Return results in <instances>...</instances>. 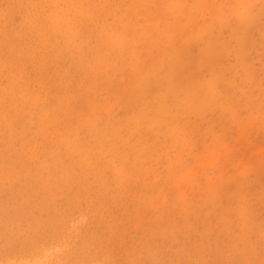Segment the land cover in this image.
I'll return each instance as SVG.
<instances>
[{
	"label": "rangeland",
	"instance_id": "374dc122",
	"mask_svg": "<svg viewBox=\"0 0 264 264\" xmlns=\"http://www.w3.org/2000/svg\"><path fill=\"white\" fill-rule=\"evenodd\" d=\"M0 264H264V0H0Z\"/></svg>",
	"mask_w": 264,
	"mask_h": 264
}]
</instances>
